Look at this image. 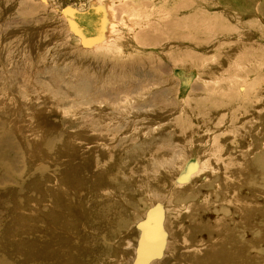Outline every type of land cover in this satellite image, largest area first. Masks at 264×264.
Here are the masks:
<instances>
[{
  "label": "rangeland",
  "instance_id": "374dc122",
  "mask_svg": "<svg viewBox=\"0 0 264 264\" xmlns=\"http://www.w3.org/2000/svg\"><path fill=\"white\" fill-rule=\"evenodd\" d=\"M139 260L264 264V0H0V264Z\"/></svg>",
  "mask_w": 264,
  "mask_h": 264
},
{
  "label": "bare ground",
  "instance_id": "6f19581e",
  "mask_svg": "<svg viewBox=\"0 0 264 264\" xmlns=\"http://www.w3.org/2000/svg\"><path fill=\"white\" fill-rule=\"evenodd\" d=\"M104 11H103V10ZM102 9L99 11V10H95V12L92 13V15L86 20V23L84 25H81L80 23V19L79 17H77V14H74V17H77L76 20L72 21L71 24H72V30L77 33L79 35V37H81V39L83 38V45L85 47H91V48H95V49H102V48H105V47H108L110 46L111 44V40H110V36L112 34H115L117 32V23L116 21L114 20H111L110 17H112V14L111 12L114 10L112 9L111 6H107V10L105 6H102ZM102 11V14H100ZM72 12V11H71ZM69 12V13H71ZM115 12V11H114ZM68 14V13H67ZM72 15V13H71ZM115 17V16H114ZM71 18V17H70ZM69 19V18H68ZM99 19L102 20V23H100ZM72 20V19H71ZM94 21H97L96 24L93 22ZM92 22L95 24V26H93ZM70 24V25H71ZM124 25H126V22H124ZM93 26V27H92ZM71 30V31H72ZM90 33V35H89ZM175 42V41H174ZM170 43V42H169ZM176 71V70H175ZM175 73V72H174ZM177 73H175L176 75ZM179 74H181V72H179ZM191 75V74H190ZM183 76V75H182ZM185 77V75H184ZM183 77V78H184ZM183 81V80H182ZM186 81V79H185ZM188 83V82H187ZM186 83V84H187ZM189 86V84H188ZM186 87H183L182 85V89L185 90ZM190 161V160H189ZM193 161V160H192ZM189 163V162H188ZM187 163V165H188ZM192 163V162H191ZM161 212V211H160ZM153 215V214H152ZM156 215V213H155ZM160 214H158L159 216ZM157 216V218H159ZM162 216V214L160 215ZM162 218V217H161ZM149 220V219H148ZM156 222V220H155ZM148 225V224H147ZM146 226V225H145ZM158 227V226H157ZM146 228V227H145ZM150 228V227H149ZM155 229V228H154ZM153 229V230H154ZM157 229V228H156ZM155 229V230H156ZM147 230V229H146ZM149 230V229H148ZM157 231H159V229H157ZM146 232H149V231H146ZM158 232H155L154 234H156ZM159 246H161V244H158L157 245V249L159 248ZM162 247V246H161ZM156 248L154 251H156ZM160 249V248H159ZM153 252V251H152ZM158 252V251H156ZM156 252H153V253H156ZM151 253V254H153ZM143 254V253H142ZM150 256H153V255H150L148 254V252L144 255L143 257L141 258V261L142 263L145 262V260L149 259ZM155 256V255H154ZM140 261V260H139ZM141 261L138 262L141 264Z\"/></svg>",
  "mask_w": 264,
  "mask_h": 264
}]
</instances>
